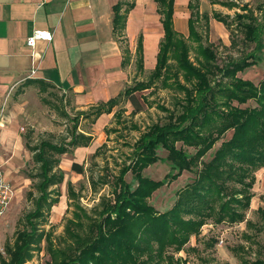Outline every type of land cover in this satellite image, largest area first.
I'll list each match as a JSON object with an SVG mask.
<instances>
[{"label":"trees","instance_id":"trees-1","mask_svg":"<svg viewBox=\"0 0 264 264\" xmlns=\"http://www.w3.org/2000/svg\"><path fill=\"white\" fill-rule=\"evenodd\" d=\"M174 1L158 0L165 36L149 81H137L117 97L92 105L88 110H79L73 116L62 112L73 122L67 143L42 139L31 146L27 142L37 165V172L32 173V178L38 179L34 183L36 190L28 192L34 207L20 218L21 226L13 241L6 242L0 264H34L30 262L43 250V242L50 255L47 264H163L165 261L180 264L179 258L174 259L175 253L185 247L191 235L198 236L207 221L220 224L246 219L254 196L255 173L264 167V79L255 84L237 75L255 63L251 60L254 54L232 59L222 66L217 64L215 50L211 44L203 43L197 28L198 11H192L189 19V37L195 41L198 52L192 59L190 42L174 28ZM132 5H128L124 13H120L122 4L115 6V24L119 31L125 27ZM223 5L232 8L236 2ZM190 6L193 8L192 3ZM203 15L208 23V15ZM214 16L229 28L234 19L246 40L256 39L257 25L252 14L237 12L231 20L230 15L219 12ZM138 50L137 67L142 70L141 44ZM124 63H128V58L125 57ZM218 72L223 77L214 81ZM225 77L227 81H224ZM157 81L163 87H176L185 93L177 101L183 107L182 112L174 119L175 111L161 106L170 111L169 120L154 123L139 138L130 162L126 161L114 176L113 196H102L93 210L81 204L79 192L75 191L71 181L68 182L73 215L66 219L64 233L54 237L52 226H46L50 225L49 213L60 199L59 185L65 178L58 155L88 146L93 139L91 134L78 129L81 117H91L95 121L102 114L112 112L120 97L133 96ZM36 84L42 92L55 87L41 80ZM251 99L256 100V106H241ZM220 106L225 107L220 109ZM230 130L231 137L224 139ZM220 140V146L205 161L204 156ZM101 147L95 151V156L100 154ZM186 147H192L194 151L190 152ZM162 149L167 151L165 159L172 170L163 179L156 180L145 175L144 170L161 159L159 152ZM73 169L83 172V166L78 162L73 163ZM174 169L177 172L174 173ZM185 170L194 172V179L176 191L170 208L158 210L150 201L153 193ZM128 173H132L130 181L127 180ZM103 183L108 180L103 179ZM91 184L96 185L93 176ZM258 212L262 225L249 220L247 224L261 231L264 229V207L260 206ZM245 235L254 239L252 233ZM252 263L264 264V259L257 258Z\"/></svg>","mask_w":264,"mask_h":264},{"label":"rangeland","instance_id":"rangeland-1","mask_svg":"<svg viewBox=\"0 0 264 264\" xmlns=\"http://www.w3.org/2000/svg\"><path fill=\"white\" fill-rule=\"evenodd\" d=\"M225 2H236V6L230 8L223 5ZM192 4L193 8H189L188 0L183 1L180 6L178 5L175 13V28L190 42L192 59L196 58L198 52L195 49V41L188 37L187 24L191 12L198 11L200 17L197 21V28L203 36V43L211 44L215 50L217 64L222 66L232 59L239 60L248 54H254L251 60L254 59L255 63L239 71L237 75L259 84L264 79V0H192ZM215 12L230 15L229 20L233 19L237 12L252 14L257 25L256 39L246 40L244 32L237 26L234 19L229 28L215 18ZM203 14L208 15V23ZM153 69L154 67L147 66L140 70L136 61H132L131 65L127 66L128 80L125 81L123 88L140 80L149 81L148 78ZM222 77L223 74L218 72L214 81H219ZM227 80L228 78L225 77L224 81ZM16 90L0 99L3 107L20 111L15 118L18 132L24 143V147L19 151L21 154L18 161L8 159L10 151L7 145L6 147L0 146V155L5 161H2L4 167L1 163L0 166L6 179L9 176L13 181L7 179L14 191L9 207L0 218V254H5L6 242L13 241L16 230L21 226L20 218H23L24 214L34 207L28 192L36 190L34 183L38 179L37 177L32 178V173L37 172V165L33 151L28 148L27 142L31 146L37 145L42 139L58 144L67 143L73 122L62 112L65 111L73 116L79 110L90 108V105L75 103L71 92L69 94L56 87L49 88L47 92H41L38 88L32 87L23 94H19ZM184 94L176 87H163L160 81H157L152 87L137 91L133 96L120 97L111 113H104L95 121L91 117H81L78 129L91 134L93 139L88 146H79L72 152L58 155L59 167L64 171L65 178L59 185L60 199L49 213L50 225L46 226V228L52 226L54 237L64 233L66 219L73 215L74 206L68 198V182L71 181L74 184L75 191L80 194L81 204L88 210H93L102 196L112 197L114 176L119 173L120 167L126 161L130 162L136 142L154 123L167 122L170 111H175L174 119H176V116L183 110L177 101L180 97L183 98ZM256 105V100L251 99L241 106L254 107ZM161 106L169 108L170 111L164 110ZM118 113L120 115H117ZM231 135L232 130L224 135V139H229ZM222 140L218 141L215 147L204 156L205 161L212 157ZM176 145L180 146L181 143L176 142ZM100 146H102L101 152L95 156L94 153ZM186 148L190 152L194 151L192 147ZM159 153L161 159L144 170L145 175L156 180L163 179L172 170L169 161L165 159L167 151L162 149ZM74 162L83 166V172L73 169ZM173 172L177 170L174 169ZM255 174L256 183L253 187L255 196L246 218L256 225H262L263 220L258 207H264V167L258 169ZM91 176L95 179V186L91 184ZM194 177V172L183 171L177 179L156 190L150 198L151 203L160 211L170 208L175 201L176 191L192 181ZM103 179L108 180V183H103ZM127 180H132V173L127 174ZM246 233L254 234V239H248ZM42 246L43 250L37 253L30 263L47 264L50 260L46 242H43ZM177 258L180 264H253L252 262L257 258L264 259V229L256 230L255 226L250 228L246 220L220 224L207 221L201 227L200 234L191 235L185 247L175 253V261ZM163 264L168 263L165 261Z\"/></svg>","mask_w":264,"mask_h":264},{"label":"crops","instance_id":"crops-1","mask_svg":"<svg viewBox=\"0 0 264 264\" xmlns=\"http://www.w3.org/2000/svg\"><path fill=\"white\" fill-rule=\"evenodd\" d=\"M183 1H174V28L175 13ZM119 3L120 13L133 4L122 31L115 24ZM191 3L188 0L189 8ZM162 19L158 0H0V99L15 89L19 94L32 87L40 90L38 80L71 92L79 105L92 106L117 97L125 90L127 66L137 63L139 44L144 67L155 68L165 36ZM38 29L52 31L53 38H39L31 46L27 40ZM18 114L0 103V146H8L11 161L20 160L24 147L15 118ZM2 161L0 155L3 165Z\"/></svg>","mask_w":264,"mask_h":264},{"label":"built area","instance_id":"built-area-1","mask_svg":"<svg viewBox=\"0 0 264 264\" xmlns=\"http://www.w3.org/2000/svg\"><path fill=\"white\" fill-rule=\"evenodd\" d=\"M42 38L45 40H51L53 38V33L47 29L35 30L34 34L30 36L27 40L28 44L35 46L37 39ZM36 70H33L35 73ZM14 191L11 183L6 179L3 170L0 166V218L5 214L10 202L13 198Z\"/></svg>","mask_w":264,"mask_h":264}]
</instances>
